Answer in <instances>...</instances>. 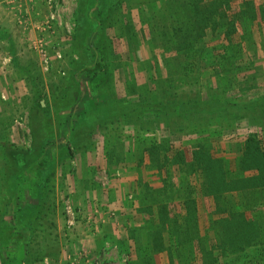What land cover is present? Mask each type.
Here are the masks:
<instances>
[{
    "label": "rangeland",
    "instance_id": "obj_1",
    "mask_svg": "<svg viewBox=\"0 0 264 264\" xmlns=\"http://www.w3.org/2000/svg\"><path fill=\"white\" fill-rule=\"evenodd\" d=\"M211 1L220 3L216 24L198 22L197 10L206 13ZM223 1L115 0V7L113 0H55L48 31L40 30L50 11L45 0L30 1L33 13L0 15V264H201L198 242L196 253L171 238L182 237L180 202H162L170 216L164 237L172 245L161 251L153 243L163 232L161 202L145 212L146 202L123 192L120 208L130 211H116L85 199L87 185L75 184L74 176L78 147L102 145L115 152L116 166L134 165L131 171L166 161L170 172L181 169L170 162L175 153L192 162L198 150L237 171L252 137L259 141L252 158L262 157L264 0ZM40 38L48 71L35 45ZM20 153L27 155L21 162L11 157ZM258 158L248 164L262 171L247 169L243 177L264 172ZM113 178L103 170L96 176L105 188ZM68 202L78 212L73 228ZM259 203L249 202L263 206L247 217L264 222ZM197 204L189 224L197 225L206 248L217 245L209 229L213 204ZM242 255L236 264H246Z\"/></svg>",
    "mask_w": 264,
    "mask_h": 264
},
{
    "label": "trees",
    "instance_id": "obj_2",
    "mask_svg": "<svg viewBox=\"0 0 264 264\" xmlns=\"http://www.w3.org/2000/svg\"><path fill=\"white\" fill-rule=\"evenodd\" d=\"M221 1L222 3L224 2L223 0ZM113 3L116 7L117 3L115 0H113ZM209 3L210 5L208 6L206 13L204 10L198 8L199 10H197L196 19L198 22L202 19V21H206L205 24L207 22H212L214 25L216 24L214 17L217 16L220 3L218 1H211ZM200 26L204 27V25ZM248 143L249 144L245 149L247 153H244L248 156L249 160L253 161L258 158L257 156L252 158V156L254 154L253 151L255 149L258 151L259 149V141L256 137H252ZM256 150L255 152H257ZM206 152H202L201 150L194 151V160L189 162L185 157V152L178 151L173 156L174 160L171 159L170 161L171 163H178L181 172L191 174V176H194L198 181L197 187L187 183H183L184 186L182 185L181 187V189L186 190L182 196H185L186 198L184 202H182V207L184 208L186 215L182 217L185 225L180 228L181 238H178V240H176L174 236L171 238L181 246L188 244L192 247L193 245L192 249L194 252H196L195 245L196 242H198L200 247L199 253H202L200 258L201 264H236L235 261L242 258V254H244L243 258H245L246 264L247 260L250 262L252 261L253 264H258L259 261L261 262V260L264 259V251L258 257L254 254H257L260 250H264V222L262 220L256 221L255 219L248 218L247 213H250V210L260 209L259 207L263 206V204H261L260 206L252 208L249 205V202H252L253 204L264 202V172L258 176L245 178L241 175V172H244L247 169L258 170L261 172L262 168L254 166V164H248L249 160L246 158V162L245 160L243 161V159H240L241 161L238 160L237 171H231L223 157L217 156L214 158ZM30 154H32V152ZM25 156L27 155L20 153L17 157L13 156V154L11 157L15 158V160L17 159L18 162H21L20 160L25 159ZM258 159L263 160L264 162V154ZM167 165L168 161L158 164L156 170H166L169 174V179L171 173L170 169L167 168ZM151 169H153V167ZM165 188L166 190L163 191L164 195H162L164 196L163 202H173L175 196L174 185L170 183L169 185H166ZM39 191L41 192V190ZM154 192H156V190H154ZM200 195L201 197H209L213 199L212 210L209 214V223L211 224L209 229L211 230L212 228L214 231L217 245L208 248H206V245L203 242L204 240L197 234V225L194 222L192 224L190 222L189 224V217H194V215L198 216L197 202ZM234 199L239 200L240 204L233 203ZM149 201L153 202V205L145 206L141 210L152 213L153 207L158 206L159 199L147 195V198L142 200V202ZM159 205L160 207H158L159 212L157 218L159 219V225L161 226V229H159L163 232L162 234L157 232L158 235L154 237L153 243L157 250L164 251L167 246L170 247L172 245L171 239H166L164 237V232L166 233L169 231L167 230V226L169 225L167 224V218L170 216L168 203L162 204L161 202ZM20 207L21 206H19V210ZM18 215L19 213L16 214V219L19 217ZM241 223H243V226H241ZM173 232H175V229L172 230V234ZM189 235L190 237H188ZM238 252H240V254H238ZM234 254H236V258L235 256H232ZM227 257L232 259L227 261ZM256 258L259 260L257 259L254 263L253 259L255 260Z\"/></svg>",
    "mask_w": 264,
    "mask_h": 264
},
{
    "label": "crops",
    "instance_id": "obj_3",
    "mask_svg": "<svg viewBox=\"0 0 264 264\" xmlns=\"http://www.w3.org/2000/svg\"><path fill=\"white\" fill-rule=\"evenodd\" d=\"M30 1H35V0H30ZM30 1L4 0V3H1L0 5V9H5L7 10V12L5 13L0 11V15L2 14L4 15V17H6L7 15H9V13L15 14L16 11H19L21 14L22 11H24V8H26L25 9L26 12L33 13L31 11L33 5L29 4ZM30 25L34 27L32 22ZM25 28L28 29L26 25ZM77 151L79 152L78 153L79 155L77 157L79 161V165H77L76 167V171H75L76 175L74 176V183L78 184L82 179V184L85 183L87 185L86 190L83 189V192L85 193L83 194V196L85 197V199L89 198L90 199L89 202H97V203L102 202L101 203L102 205L108 204L110 208L115 209L116 211L123 210L120 208L121 203L125 202L124 201L125 199L123 198L124 195L123 192L124 193L131 192L134 198L136 195H138L137 200L133 202H142L144 198H147V195L150 197H157L159 199V202H163V197H164L162 196L164 195L163 191L166 190L165 186L169 185L170 183L174 185V191L176 193L175 196L176 198L173 200V202H180L181 204L178 205L181 207L182 202H184V200L186 199L185 196L182 197L185 193L184 191H186L181 189L182 185L184 186L183 183L190 184L194 187H197L198 184V181L194 176H191V174H187L185 172H181V170L178 168L177 170L174 168L173 171L170 172L171 177L168 179V175H167L168 173L166 172V170H158V169L153 170L147 168L145 170L141 169L140 171L133 170L134 171L133 172L130 169L134 165L131 164L127 165L125 161L119 164L118 166H116L117 161L112 159L113 154L115 155V152L112 151L109 153L104 149L102 145L101 147L99 146L97 149H94L93 151H90V149L88 148L81 149V147H78ZM110 155H112V158H110ZM124 158L125 156L122 153L120 160ZM72 164L75 163L72 162ZM100 170L108 171L111 175L114 174V178L111 180L108 188H105V186L102 187L101 184L96 179V176L100 174ZM61 173L64 172H62V170H59L58 173L56 174V177H58V179ZM117 175H120V177L116 178ZM66 176H68V174H66ZM79 190H82L81 186L79 187ZM154 190H156V194H154ZM84 197H82V199H84ZM85 199L82 201L84 202V204L88 202V201L86 202ZM201 200L203 202H210L211 204L213 202L212 198L201 197L200 195L198 198V202H200ZM146 203L147 204L145 206L153 205V203H151L150 201ZM91 206H94V204H92ZM123 211H124L123 213H126L129 212L130 209H125Z\"/></svg>",
    "mask_w": 264,
    "mask_h": 264
},
{
    "label": "built area",
    "instance_id": "obj_4",
    "mask_svg": "<svg viewBox=\"0 0 264 264\" xmlns=\"http://www.w3.org/2000/svg\"><path fill=\"white\" fill-rule=\"evenodd\" d=\"M47 6L49 7V15L46 16L44 22L41 24L40 30L41 31H48L52 29V24L56 20L54 8L58 7V4L55 3V0H45ZM36 49L41 54L42 57V63L45 65V70H49L50 65V57L48 55V51L45 49L46 40L44 38H40L38 42H36ZM56 57L61 60L63 59V55L60 51H56ZM65 212L67 215V225L68 228H73L76 225V222L78 221V212L75 208L68 202L66 203ZM89 221L92 220L91 217L88 218Z\"/></svg>",
    "mask_w": 264,
    "mask_h": 264
}]
</instances>
